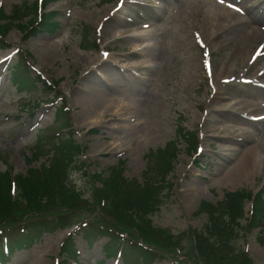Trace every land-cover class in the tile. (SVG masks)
<instances>
[{
  "label": "rangeland",
  "instance_id": "1",
  "mask_svg": "<svg viewBox=\"0 0 264 264\" xmlns=\"http://www.w3.org/2000/svg\"><path fill=\"white\" fill-rule=\"evenodd\" d=\"M33 1L0 0L3 10L0 24L8 22V42L20 44L29 51L34 63L28 70L32 78L40 74L47 81L58 80L60 93L69 107L73 132L53 137L52 131L58 127L57 104L46 99L52 96V91H44L40 82L31 92L17 90L9 77L19 54H14L9 47L0 48V173L12 171L26 175L33 168L47 169L61 154V140L68 138L84 152L83 155L74 152L72 159L76 162L66 167L67 183L86 196L100 186L94 173L107 171L118 162L125 178L141 183L148 166L153 164L146 156L174 140L176 127L182 125L185 131L196 132V150L192 148L195 149L192 139L188 145L189 140L176 138L173 170L165 179L163 202L151 218L157 227L166 228L174 235L184 234L181 243L190 254L187 239H184L187 231L190 228L201 230L209 221L206 211L195 213L202 201L215 204L221 202L227 192L239 189L256 192L264 187V153L260 151V159L251 175L240 178L235 175L247 146L263 149L264 120L254 118L253 129H248L240 143L234 142L235 138L241 140L239 130L222 132L221 140L204 139L209 108H217L219 103L232 99L215 94L217 74L222 67L232 73L240 71L247 56L254 55L263 43L259 40L244 46L237 34L226 31L225 24L218 27L215 20H210L216 4L222 1L229 5L228 0H112L106 4L100 0H58L48 4L46 10L57 11L59 29L54 34L40 33L23 38L20 25L24 27L29 17L24 12L18 20L10 17L18 4ZM176 2L183 4L178 12L174 7ZM252 2L257 6L251 11L241 9L240 2L235 6L246 15L244 17L255 19L253 14H256L261 17L258 20L263 19L264 0H248L247 4ZM112 14L121 17L122 22L116 27L123 28L122 34L114 37L103 25ZM216 29L218 35H214ZM161 33L165 37L164 51L160 58H152L151 52L158 45ZM143 35L146 41L137 42ZM40 45H47L48 57L39 54ZM261 59L264 63V56ZM207 62L211 67H206ZM232 78L231 82L236 81ZM234 86L231 88L237 92L242 88ZM97 87H105L113 93L112 97L126 106V113L120 116L117 109L110 110L98 121L87 123L89 117L83 111V98L89 103L98 99L93 90ZM252 88L255 91L251 96L238 94L236 97L250 98L254 104L264 107V83ZM103 93L106 92L103 90ZM37 101L39 105L35 106ZM69 111L63 117L66 122ZM261 112L260 116H264V108ZM127 116L131 118L119 121ZM89 128L95 130L88 131ZM34 140H37L38 151L31 155ZM221 142L237 149L222 160L216 173L213 150ZM82 159L84 166L79 162ZM219 174L230 178L221 180ZM61 177L65 179V169ZM194 184L208 191L203 189L202 195L193 194ZM249 208L250 202L245 201L244 210ZM67 232L68 229H59L45 233L31 248L15 251L7 264H98L103 260L105 237H96L90 243L75 236L79 257L77 261L63 262L59 246ZM260 233L259 228L239 231L235 240V246L247 251L256 264H264ZM102 264L123 263L117 258L107 259ZM151 264H173V260L157 258Z\"/></svg>",
  "mask_w": 264,
  "mask_h": 264
},
{
  "label": "trees",
  "instance_id": "2",
  "mask_svg": "<svg viewBox=\"0 0 264 264\" xmlns=\"http://www.w3.org/2000/svg\"><path fill=\"white\" fill-rule=\"evenodd\" d=\"M51 1L42 0L41 5L45 6ZM37 9L36 0L31 5L24 2L13 8L10 19L14 21L19 19L22 12L30 15L29 25H20L25 36L36 34L38 28L54 32L59 26L54 12H42L37 28L34 25ZM0 13L2 16V11ZM7 24H0V37L9 31ZM24 65L21 60L15 65L13 79L23 88L32 87L31 76ZM58 114L65 116L66 111L59 108ZM59 120L65 123L63 118ZM176 136L189 140L188 145L191 139L195 140V134L185 131L180 125ZM75 150L72 141L64 140L60 149L62 157L59 155L55 158L47 169L33 168L26 176L18 174L13 178L9 172L0 173L1 261H5L17 249L31 247L45 232L74 226V233L81 232L87 241L93 239L92 235L107 236L108 241L103 246L105 257L115 255L122 245L127 264H147L157 256H175L178 253L194 264H253L245 252L235 247V238L239 227L250 230L264 226V188L253 196L249 216H244L243 203L251 199L252 195L244 189L226 193L225 199L217 206L202 202L198 212L206 210L209 221L203 231L193 229L187 234L190 241L194 239L188 254L181 243L184 234L174 236L167 229L153 226L151 220V215L163 201L165 179L173 170L175 140L146 156L148 160H153V164L148 166L141 183L127 181L121 171L112 168L105 176L96 174L101 186L88 197H83L82 192L75 191L62 181V169L72 160ZM12 179L16 185L15 196L11 192ZM84 210L89 214L97 212L98 217L93 221L83 215ZM241 218L245 219L244 225L240 222ZM141 241L147 245L146 248ZM260 241L264 243V237ZM61 252L67 258L76 257L71 233L63 240ZM192 254L197 258H193ZM175 264L189 263L184 259H176Z\"/></svg>",
  "mask_w": 264,
  "mask_h": 264
},
{
  "label": "bare ground",
  "instance_id": "3",
  "mask_svg": "<svg viewBox=\"0 0 264 264\" xmlns=\"http://www.w3.org/2000/svg\"><path fill=\"white\" fill-rule=\"evenodd\" d=\"M230 1L229 5L224 4L222 1H219V3L216 4V11L213 16H211L210 20H215L216 25L224 26L226 25V31L232 32L237 34L239 39H241L242 44L244 46H251L256 41H259L263 43V46H260L259 49L255 52L254 55L247 56L244 67L238 72H233L232 70L222 67L221 73L217 74V84H216V92L218 94L223 95L225 99L232 98L231 101H226L225 103H219V106L217 108L211 107L208 110V114L206 115V120L204 122V130L205 135L204 139L210 138H217L221 140L222 137H220V134L224 131L229 130H239V135L241 137V140L239 138H235L234 142H241L243 140V137L246 135L248 129H253L257 118L259 120H264V116H260V113H262V109L264 108L262 105L254 104L251 100L248 98H244L245 96H251L255 89L252 88V86L260 85L261 83H264V63H262V57L264 56V18L261 20H258L257 18H261L260 16L253 14L255 19L244 17L243 12H240L239 9L233 7L234 5L239 6V2L241 4V9L250 10L251 8L254 9L257 6L256 2H252L251 4H247L248 0H239L238 3L237 0H228ZM183 4L181 2H176L174 7L177 8V12L182 9ZM251 11V10H250ZM254 13V11H253ZM251 20V21H250ZM214 21V22H215ZM122 19L117 14H112L109 16L103 23L104 29L107 30L112 37L116 35L122 34L121 27H116L118 24H121ZM219 27V26H218ZM219 31L216 29L214 30V35H218ZM143 43V41H146V37L143 35L139 37V40L137 42ZM164 41L165 37H163L162 33L160 35V40L158 42V45L155 47V49L151 52V57H161L163 51H164ZM138 44H135L134 46H137ZM141 47V46H140ZM144 47V45H143ZM39 54L44 56L45 58L50 55V52L48 50L47 45H40L38 46ZM211 66V63H210ZM216 69V67H215ZM110 71V70H109ZM108 74V73H107ZM222 75H227L224 78ZM230 77H233L231 80H236L234 82L230 81ZM226 79L227 82H226ZM229 81V82H228ZM226 82V83H225ZM234 85H239L240 88L238 92L237 89L233 90L231 86L236 87ZM248 86L249 87L248 89ZM247 88V89H246ZM106 93H103V90ZM93 90H96L97 96L99 97L92 103H89L86 100V97L84 99L83 103V111L88 115V119L86 120L87 123H94L98 121V118L103 115L105 112H108L110 110L117 109L116 111H119V115L123 116L126 113V106L120 102L119 99L112 97L113 93L107 91L105 87H97ZM103 93V94H102ZM244 95V97H236L237 95ZM102 95V96H101ZM101 96V97H100ZM218 99V96L217 98ZM219 100V99H218ZM238 107H241L244 110H237ZM253 119H249V118ZM131 117L127 116L126 118L119 119V121H127ZM206 131H209L206 133ZM237 148L232 146H225L222 142L217 144V148L213 150L214 153V159H215V169L216 173L217 168L221 166V162L225 157H228L232 151H235ZM226 151H229L226 153ZM259 151L264 153V147L263 149L258 150L256 146H247L246 150H244L245 157L241 163V166L238 170V173L235 174L237 177H246L252 174V170L254 166L258 163L260 157H259ZM264 158V157H263ZM219 169V168H218ZM220 175V174H219ZM229 175L221 174L220 179L225 180L229 179ZM219 179V177H218ZM220 180V181H221ZM196 182V181H195ZM203 189L205 191L208 189L204 187H199L197 184H194L192 186V193H196L197 195H202Z\"/></svg>",
  "mask_w": 264,
  "mask_h": 264
}]
</instances>
